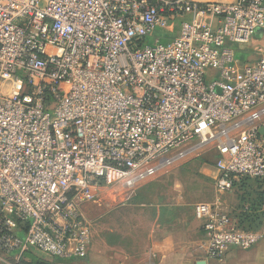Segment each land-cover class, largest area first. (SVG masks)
<instances>
[{
	"label": "built area",
	"instance_id": "built-area-1",
	"mask_svg": "<svg viewBox=\"0 0 264 264\" xmlns=\"http://www.w3.org/2000/svg\"><path fill=\"white\" fill-rule=\"evenodd\" d=\"M186 15L176 38L148 44ZM259 31L264 0H0V252L84 260L82 203L190 157L215 155L219 195L246 179L264 188V50L243 64L226 47ZM194 216L206 264L264 237L221 198Z\"/></svg>",
	"mask_w": 264,
	"mask_h": 264
},
{
	"label": "rangeland",
	"instance_id": "rangeland-1",
	"mask_svg": "<svg viewBox=\"0 0 264 264\" xmlns=\"http://www.w3.org/2000/svg\"><path fill=\"white\" fill-rule=\"evenodd\" d=\"M182 22L192 23L193 15L171 21L170 25L174 28L172 31L158 29L148 38V44L153 46L158 38H161V44L176 38ZM226 47L236 51L238 62L246 59L245 54L237 57L241 44H226ZM214 173L213 158L203 154L190 157L182 166L161 173L156 180L140 190L102 188L94 199L82 203L83 213L92 223L93 244L90 251L92 246L101 247L108 241L118 244L124 251L122 255L126 254L136 260L145 255L153 239H162L178 231H182L187 238L188 235L192 237L194 231H199L200 222L195 219L194 206L200 202L211 203L221 198L228 210L237 214L242 204L241 196H247L251 191L250 186L256 187L254 181L247 183L245 189L236 190L235 194L219 195L213 185ZM31 250L25 257L42 256L34 255ZM20 253L0 252V264H20ZM86 262L73 261L74 264Z\"/></svg>",
	"mask_w": 264,
	"mask_h": 264
},
{
	"label": "crops",
	"instance_id": "crops-1",
	"mask_svg": "<svg viewBox=\"0 0 264 264\" xmlns=\"http://www.w3.org/2000/svg\"><path fill=\"white\" fill-rule=\"evenodd\" d=\"M195 1L204 4L207 2H232L234 0ZM241 49L240 56L242 57L245 54L244 58L246 57L241 63L247 64L257 61L261 55L260 50H264V33L257 34L249 44L242 45ZM234 52L236 54V51ZM234 192L235 189L232 194ZM226 208L228 210V207ZM198 225L199 231H194L192 237L188 235L189 237L187 238L182 231H178L162 239H153L145 255L136 260H132L126 254L122 255L121 253H124V251L119 245L109 243L108 241L104 242L101 247L98 245L92 246L86 259L76 260H87V264H198L199 262H203L204 259V249L202 246L206 239L201 224L198 223ZM259 232L264 236V223ZM31 251L37 255H42L44 258L46 257L35 249ZM69 264H74L73 260ZM222 264H264V237L258 245L250 250L231 248L226 253Z\"/></svg>",
	"mask_w": 264,
	"mask_h": 264
},
{
	"label": "trees",
	"instance_id": "trees-1",
	"mask_svg": "<svg viewBox=\"0 0 264 264\" xmlns=\"http://www.w3.org/2000/svg\"><path fill=\"white\" fill-rule=\"evenodd\" d=\"M247 45V44H245ZM242 52V49L237 52V57ZM209 156H211L214 160L215 164V155L211 153H207ZM254 181L256 187L250 186V190L247 196L243 197L241 196V207L239 208L237 214L235 212H230V214L238 221L239 227L245 231H259L264 223V189L263 185L258 180H252ZM251 182V179H246L241 181L238 185L235 187L236 190H242L246 188L247 183ZM237 191V192H238ZM242 195L245 194V192H240ZM27 252H30L27 251ZM22 255V258L20 259V264H69L71 260H63L58 258H51L47 259L42 256L38 257H25L26 253ZM34 254V253H33ZM35 255V254H34ZM79 260V259H77ZM76 259H73V261H77Z\"/></svg>",
	"mask_w": 264,
	"mask_h": 264
},
{
	"label": "water",
	"instance_id": "water-1",
	"mask_svg": "<svg viewBox=\"0 0 264 264\" xmlns=\"http://www.w3.org/2000/svg\"><path fill=\"white\" fill-rule=\"evenodd\" d=\"M261 33H262L261 31L258 32V34H261ZM198 264H206V262L203 261V262H199Z\"/></svg>",
	"mask_w": 264,
	"mask_h": 264
}]
</instances>
